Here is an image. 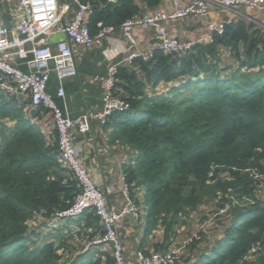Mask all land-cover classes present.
Wrapping results in <instances>:
<instances>
[{"label":"trees","instance_id":"16d2710c","mask_svg":"<svg viewBox=\"0 0 264 264\" xmlns=\"http://www.w3.org/2000/svg\"><path fill=\"white\" fill-rule=\"evenodd\" d=\"M162 2L91 0L89 31L94 35L98 22L117 31ZM75 11L71 5L65 21ZM123 58L113 63V88L128 107L101 128L107 144L129 158L120 172L138 221L146 223L145 236L162 232L150 252L174 246L192 254L205 244L210 248L191 258L181 253L176 264H264V201L257 198L264 184V30L238 20L225 24L221 35L212 34L211 43L181 55L153 49L147 60ZM75 87L71 82L64 88ZM56 88L51 76L47 92L62 110ZM48 114L0 89V121L12 124L5 132L0 122V264H114L109 247L85 249L102 233L93 209L55 220L72 207L80 187L60 161L55 129L48 134L38 126L47 125ZM207 202L214 214L228 206L213 218L222 233L214 237L202 230L199 239L177 243V230ZM57 222L65 224L44 236Z\"/></svg>","mask_w":264,"mask_h":264},{"label":"built area","instance_id":"2783aa9c","mask_svg":"<svg viewBox=\"0 0 264 264\" xmlns=\"http://www.w3.org/2000/svg\"><path fill=\"white\" fill-rule=\"evenodd\" d=\"M90 1L82 3L80 0H16L15 21L8 28L4 27L3 17L0 15V89L27 100L31 108L42 106L48 109L49 114L43 120L45 123L50 122L55 129L60 161L72 171L80 187V193L72 207L56 214L55 220L74 218L85 209H93L100 219L102 233L88 242L85 249L108 246L114 264H127L118 228L129 213H133L138 220L139 212L129 197V186L121 174V194L124 204L121 209L114 210L109 203L111 189L99 188L86 167L83 147L75 142L76 133L87 135L94 122L103 126L113 113L128 107L119 94H115L113 88L117 65H110L103 78L104 92L100 111L85 112L71 118L65 105L64 84L67 80L78 76L73 47L91 49L100 46L103 41L110 39L115 31L112 27L98 22L97 32L94 35L90 33L87 21V16L92 11ZM107 1L118 2V0ZM163 1L172 4V12L155 11L142 18L139 14L120 26L119 31L131 45L136 43L133 37L135 29H153L161 40L153 49H158L164 54L179 55L191 51L198 42L168 37L165 24L190 16L205 18L210 12V7H218L235 14L241 9L259 13L262 21L260 23L253 21V23L264 30V0H191L185 6L181 5L180 0ZM71 5L76 6V11L72 19L65 21ZM224 26V23H209L208 36L204 37L202 43H211L212 34L221 35ZM57 29L65 34L66 40L49 45L48 37ZM153 49L147 54L133 53L127 57V61L139 56L147 60ZM51 76L57 81L55 97L62 101V110L55 105L51 94L47 92V83ZM234 205L240 204L233 201L232 206ZM227 210L228 206L217 214L223 215ZM217 214H214V217ZM182 249L183 247L174 248L166 253L150 252L148 255L138 250L134 256V264H176L181 258Z\"/></svg>","mask_w":264,"mask_h":264},{"label":"crops","instance_id":"0c3cea01","mask_svg":"<svg viewBox=\"0 0 264 264\" xmlns=\"http://www.w3.org/2000/svg\"><path fill=\"white\" fill-rule=\"evenodd\" d=\"M190 1L180 0L182 6L187 5ZM16 9V0H0V15L7 17L9 24L15 21ZM155 11L170 13L173 11V6L169 2L163 1L156 9L148 10L144 15L152 14ZM238 20L260 23L262 16L259 13L250 12L245 9H241L238 14H235L218 7H210V12L205 18L190 16L173 22H167L165 27L168 37L180 40H194L198 44H203L202 40L208 36L207 26L209 23L227 24ZM51 37L57 38L50 41ZM133 37L136 40L135 45H131L122 36L121 32L117 30L113 32L110 39L103 41L100 46H95L91 49L73 47L78 76L74 79L67 80L64 84V87L71 82H75L76 84L75 91L69 92V90H65V94L67 95L68 93V97L65 95V105L70 117L75 118L85 112L94 113L102 109V96L104 92L103 78L106 76L109 66L120 56L124 57L123 61H127V57L133 53L140 52L141 54H147L149 50L155 48L161 41L160 36L153 29H135L133 31ZM61 40H66V36L57 29L48 37V44L52 45ZM38 126H40L41 131L44 133H48L51 127L50 122H47V125L44 124L43 127L42 123ZM75 142L83 147L86 167L97 182L99 188L111 189V194L109 195L110 206L114 210L121 209L124 200L121 194L120 166L127 160V155L117 145L107 144L106 133L96 122L92 124L89 134L81 135L76 133ZM139 195L140 192L137 193V196ZM140 214L142 215L143 212ZM145 224L143 218L140 221L136 220L133 213L127 214L119 224L118 231L127 264H134L135 253L140 248L150 252L154 244L162 241V232L160 230L145 236ZM183 230L184 227L179 229V231L177 230L178 233L175 235V238H177L176 242L180 239ZM188 241H185L182 246ZM206 246L208 245H199L198 250L196 249L192 254H187L186 249L183 248L181 253L182 255L186 254V258H191L192 256L203 253ZM99 248L102 250L106 249L105 247ZM174 248V246L171 247V249Z\"/></svg>","mask_w":264,"mask_h":264},{"label":"rangeland","instance_id":"374dc122","mask_svg":"<svg viewBox=\"0 0 264 264\" xmlns=\"http://www.w3.org/2000/svg\"><path fill=\"white\" fill-rule=\"evenodd\" d=\"M57 37H51L50 41L55 40ZM4 127L2 128V130L5 132H7L10 128V126L12 125L11 123H9L7 120H3L0 121ZM129 162V158L127 157V160L124 161V163ZM257 198L259 200H263L264 201V184L259 186L258 189V193H257ZM214 206L212 203L207 202L204 205H202L201 207H199V209L194 212L187 220V225L184 227V230L181 232V236L180 239L178 240V243H182L187 241V240H191V239H199V231H204V232H209L210 235L212 236H217L220 235L223 231V228L221 229L219 227V229L217 231L216 227H215V223H214ZM65 223H59L57 222L55 225L53 224H49L48 229L43 231L44 236H48V234H50V230H52L53 228H58L61 225H63ZM32 226L34 227V225L32 224ZM50 227V228H49ZM66 238L68 237L67 235H65ZM188 241V242H189ZM180 243V244H181ZM177 248V247H176ZM59 254H61V251L58 252Z\"/></svg>","mask_w":264,"mask_h":264},{"label":"water","instance_id":"95a60500","mask_svg":"<svg viewBox=\"0 0 264 264\" xmlns=\"http://www.w3.org/2000/svg\"><path fill=\"white\" fill-rule=\"evenodd\" d=\"M144 16V12L140 13V17L142 18ZM3 22H4V27L8 28L10 27V24L8 23V18L7 17H3ZM62 26H63V21L61 22Z\"/></svg>","mask_w":264,"mask_h":264}]
</instances>
